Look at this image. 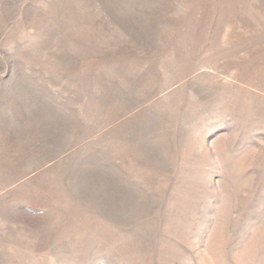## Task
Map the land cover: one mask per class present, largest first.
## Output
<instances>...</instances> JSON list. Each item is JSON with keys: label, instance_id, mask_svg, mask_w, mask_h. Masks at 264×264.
I'll use <instances>...</instances> for the list:
<instances>
[{"label": "rangeland", "instance_id": "374dc122", "mask_svg": "<svg viewBox=\"0 0 264 264\" xmlns=\"http://www.w3.org/2000/svg\"><path fill=\"white\" fill-rule=\"evenodd\" d=\"M0 264H264V0H0Z\"/></svg>", "mask_w": 264, "mask_h": 264}]
</instances>
